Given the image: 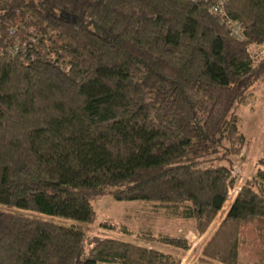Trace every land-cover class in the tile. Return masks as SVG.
Segmentation results:
<instances>
[{"label":"trees","instance_id":"obj_1","mask_svg":"<svg viewBox=\"0 0 264 264\" xmlns=\"http://www.w3.org/2000/svg\"><path fill=\"white\" fill-rule=\"evenodd\" d=\"M211 1L0 0V264H182L186 236L87 233L102 194L196 235L218 215L194 264H236L252 223L264 264V157L234 182L264 0Z\"/></svg>","mask_w":264,"mask_h":264},{"label":"rangeland","instance_id":"obj_2","mask_svg":"<svg viewBox=\"0 0 264 264\" xmlns=\"http://www.w3.org/2000/svg\"><path fill=\"white\" fill-rule=\"evenodd\" d=\"M261 54L264 55V49H262ZM236 112L239 117V128L244 133L245 140L236 156L235 168L238 170L235 171L237 176L234 181L235 184L239 183L241 176L253 174L256 167L255 161L258 157H264V74L248 87L245 101L239 103L236 107ZM91 203L95 210V219L93 224L86 229L89 234L128 239L139 228L149 227L153 232L161 231L189 238H197L200 245L196 239H193L192 247L186 252L182 259V264H194L200 246L205 242L216 224V220H213L207 229L197 236L193 228L192 219L179 217L164 218L160 215L154 217L147 210L145 211L146 205L149 202L144 199L119 200L102 194L93 198ZM42 215L55 221L75 222L70 217L44 213ZM106 218L112 219V221L117 223V226L99 224L101 220ZM240 232L244 237V241L239 243L238 261L236 264H253L254 261L260 259L259 252L257 253L255 248L258 239L255 236L253 224H245L241 227ZM104 263L98 262L97 264ZM214 264L226 263L214 262Z\"/></svg>","mask_w":264,"mask_h":264},{"label":"built area","instance_id":"obj_3","mask_svg":"<svg viewBox=\"0 0 264 264\" xmlns=\"http://www.w3.org/2000/svg\"><path fill=\"white\" fill-rule=\"evenodd\" d=\"M204 1H206V0H204ZM223 2H224V0H213L209 3V9L214 13L222 12L223 11ZM227 22L231 25L233 32L235 34H238L239 28H238L237 22L235 20H229V19H227ZM237 170L238 169L235 168L234 172ZM233 192H234V189L230 190L228 192L227 199H229L232 196Z\"/></svg>","mask_w":264,"mask_h":264},{"label":"crops","instance_id":"obj_4","mask_svg":"<svg viewBox=\"0 0 264 264\" xmlns=\"http://www.w3.org/2000/svg\"><path fill=\"white\" fill-rule=\"evenodd\" d=\"M217 216H218V215H216L215 218L213 219V220H216V222H217V220H218ZM201 234H202V233H201ZM197 236H199V235H197ZM189 239H191V241H192V242H191V247H192V244H193V239H196V240L198 241L197 238H189ZM198 242H199V241H198ZM199 245H200V242H199ZM191 247H190V248H191ZM200 247H201V246H200ZM190 248H189V249H190ZM189 249H188V250H189ZM188 250H187V251H188ZM187 251H186V252H187ZM186 252H185V254H186ZM185 254L182 256V258H181V262H182V259H183L184 256H185ZM105 263H106V264H108V263L122 264V263H119V262H105ZM105 263H104V264H105Z\"/></svg>","mask_w":264,"mask_h":264}]
</instances>
